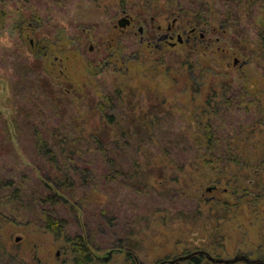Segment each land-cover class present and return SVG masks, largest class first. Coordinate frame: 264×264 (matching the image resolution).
Segmentation results:
<instances>
[{"label":"rangeland","instance_id":"1","mask_svg":"<svg viewBox=\"0 0 264 264\" xmlns=\"http://www.w3.org/2000/svg\"><path fill=\"white\" fill-rule=\"evenodd\" d=\"M18 1L23 29H14L16 19L0 21V125L7 127L0 131V176L15 179L22 202H6L0 189V264H76L73 245L43 226V209L53 207L37 200L52 164L35 148L30 128L47 125L62 147L76 146L75 156L63 154L66 166L89 160L69 137L103 127L98 102L115 90L121 128L152 140L144 150L134 143L119 150L122 174L102 180L97 203L81 202L78 188L68 192L69 206L56 205L68 221L65 234L91 237L89 264L262 256L264 124L249 125L259 120L258 109L245 106L252 94L264 110V65L244 44L261 37L264 0L242 9L234 0ZM121 18L129 19L124 27ZM191 25L206 31L203 42L196 34L197 46L192 37L178 43ZM208 131L214 146L203 144L194 165L187 163L195 149L177 140ZM132 160L138 181L124 170L133 171ZM101 210L109 211L106 219Z\"/></svg>","mask_w":264,"mask_h":264},{"label":"trees","instance_id":"2","mask_svg":"<svg viewBox=\"0 0 264 264\" xmlns=\"http://www.w3.org/2000/svg\"><path fill=\"white\" fill-rule=\"evenodd\" d=\"M234 1L241 2V4L239 5L241 9L242 6L248 3V0ZM16 2L17 4L12 0H0V21L3 19V17H5V20H7L6 23L10 24L16 19V21H18L19 23L15 24L16 22H14V24L12 25H14V29L21 30L23 29V24L25 23L24 13L21 9L13 7L20 4L18 0H16ZM9 3H11L10 5L13 8H10L11 10L7 12L6 9H9V7H4L9 5ZM32 18L34 22L39 17L37 14H33ZM261 37H257L254 39L255 41L245 43L244 45L248 50H252V55L256 54V59L261 61V64L263 66L264 39ZM248 54L250 55V53ZM120 100L121 93L118 90L108 93L106 96H102L101 101L98 102V111L103 114V117L106 120L103 127L95 132L92 131L84 135L82 133H78L79 135L77 136L69 137L71 145H77L78 147L81 146L80 148H84V153H87V156H89V160H87V158L83 161L77 160L73 165L70 166H66L67 164L64 162L63 154L65 152H69L70 155L72 154V156H75L78 153L76 146H71L68 150L65 144H63L64 146L62 147L63 141H55L54 134L51 131V128L47 125H44L43 128H38L37 126H33L32 128H30L35 136V148L38 152L43 153L46 157H48L49 161L52 164V169L49 170L50 172L48 171L44 176L45 180L48 181L43 186L47 193L45 192V196L42 199L37 200L41 208H43L44 205H46L47 207H51L52 205L53 207L51 208V210L43 209L41 213L43 226L47 230L54 233L57 237H64L67 242L73 245V252L75 254L74 261L76 264L92 263V261L94 260V255L92 252V250L94 249V244L91 237L89 236V239L87 241V239H85V237L80 233L74 234L73 236L65 234L68 221L63 215H59V208L56 209V205H58V207H61L62 205L69 206L68 204L71 203V198L69 197L68 192L71 191V189L77 191L78 188L79 190H81L79 193V195L81 196V202H83L84 204H89L90 202H92L93 204L95 202L97 203L99 200L98 197H100L99 195L102 180H106V178H108V180H113L115 179V177H117V175L119 176L122 174V169L120 170L119 164V150L122 148L126 150L131 147L133 143L138 145L137 151L144 150L146 149L147 142L150 143V141L152 140L151 135L149 137H145L140 133L138 134L137 132L128 131L124 129V127L123 129L121 128L122 124H120V116L116 112L118 108L115 107L118 104L116 103V101L118 102ZM249 100L250 103L246 104L245 107L249 109V107L255 106L258 109L259 114V120L249 125L252 126L254 124L252 127H254L255 124H257V126L263 125L264 110L260 109V105L254 104L253 101L255 99L252 94H250ZM146 124H148V122L143 123L141 127L144 129L145 126H148ZM207 128H209V125L206 126V129ZM5 129H7V127L3 122L0 125V131ZM117 131L120 132V135L119 133H115ZM197 136L198 135H196V132H190L188 133V135L183 134L182 138L180 140H177L176 142L178 146L185 145L189 149H195V153L188 154L185 157L187 160H189L187 163L190 162L189 164L192 165H194L197 160L198 155L196 152L203 144L208 147L214 146V136L210 134L209 131L208 133L202 135L203 138ZM223 144L225 149L228 150V153H226V155L230 157L229 140H224ZM91 151L92 153L88 155V152ZM57 157L62 158H60V161H58ZM212 161L213 160H207L206 162L212 163ZM223 162L225 163L226 161ZM228 162H230V160H227V163ZM130 165L133 166L132 172H130V169L124 170L128 175H131V178L133 180L137 179L138 181L139 178L136 176V165L139 164L136 160H134L132 163H130ZM62 166H64L65 169L61 168ZM183 167L184 165L180 166V173H183ZM110 174L111 176H109ZM174 180H178V178ZM15 182L16 181L13 178L5 179L3 176H0V189H2L4 193V196L2 198H4L6 202H22L21 189ZM53 189L56 190V192H54ZM66 196L68 199H66ZM71 208L72 207L68 209ZM100 212V216L103 219H106L108 217L107 214L105 216L104 214L105 212L109 211L101 210ZM98 223L99 225L97 224V229L101 230L103 223ZM89 240L90 242H92V244L89 243ZM191 262H194V264H200L199 260L194 258Z\"/></svg>","mask_w":264,"mask_h":264},{"label":"flooded vegetation","instance_id":"3","mask_svg":"<svg viewBox=\"0 0 264 264\" xmlns=\"http://www.w3.org/2000/svg\"><path fill=\"white\" fill-rule=\"evenodd\" d=\"M175 23H176V19H174V21H173V24H175ZM173 24L170 25V26H168V29H167V30H168L170 33L172 32ZM220 27H221V26H220ZM221 28H222V27H221ZM139 32L141 33L142 30H139ZM183 34H185L186 38L183 39V37H182L181 35H178V36H177V42L180 43V44H182L183 42H185V43H189V42L191 41V37H192V38L194 39V42H193L194 46H197V43H198V42L196 41V38H197L196 34H198V38H199L198 41H199L200 43H202L203 40H204L205 37H206V31L203 30V29L198 28L196 25H191L189 31H188V32L184 31ZM261 35H262V38L264 39V29H263ZM172 36H173V35H171V34H170V36L165 35L164 38H163V40L166 41L167 38H169V37H170V38H173ZM179 38H180V39H179ZM31 44H32V42H31ZM174 45H175V43H170V46H171V47H173ZM208 45H209V44H207V46H208ZM217 49H220V47H218ZM223 51L225 52V50H223ZM234 60H235V59H234ZM237 61H238V60H237ZM236 64H237V63H234V65H236ZM260 250H264V243H262V244L260 245V247H259V251H260ZM252 256H253V253L250 251V252H248L247 254H242V255H239V256H237V257H235V258H236V262L243 261V262H245L246 264H264V251H263V253H262V256H260V257H258V258H253Z\"/></svg>","mask_w":264,"mask_h":264},{"label":"water","instance_id":"4","mask_svg":"<svg viewBox=\"0 0 264 264\" xmlns=\"http://www.w3.org/2000/svg\"><path fill=\"white\" fill-rule=\"evenodd\" d=\"M128 23H129V19L128 18H121L120 20H118V25L120 27H124ZM236 62H237V60L234 61V63H236ZM215 188H216V186L213 185L212 187L207 188V191H210V190L215 189ZM209 259L212 262L219 263V264H232V263H235L236 262V258L235 259H232V260H224V259H214L212 257H209Z\"/></svg>","mask_w":264,"mask_h":264}]
</instances>
